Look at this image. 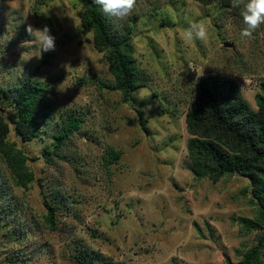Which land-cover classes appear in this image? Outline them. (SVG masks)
Listing matches in <instances>:
<instances>
[{
	"label": "rangeland",
	"instance_id": "374dc122",
	"mask_svg": "<svg viewBox=\"0 0 264 264\" xmlns=\"http://www.w3.org/2000/svg\"><path fill=\"white\" fill-rule=\"evenodd\" d=\"M234 4L137 0L130 17L114 19L131 25L132 57L146 79L124 100L92 34L80 32L77 0H0V88L27 79L44 86L54 111L49 128L68 112L82 118L64 159L49 166L41 156L52 150L48 126L22 141L13 107L0 101L5 142L33 175L26 188L18 186L0 157V264H74L85 253L124 264H236L252 251L264 264V222L250 182L194 177L186 148L185 114L198 78L235 81L256 110L264 23L242 36ZM193 22L207 26L206 41L184 39ZM44 25L56 47L37 57L27 28ZM44 202L55 208L52 223Z\"/></svg>",
	"mask_w": 264,
	"mask_h": 264
},
{
	"label": "trees",
	"instance_id": "16d2710c",
	"mask_svg": "<svg viewBox=\"0 0 264 264\" xmlns=\"http://www.w3.org/2000/svg\"><path fill=\"white\" fill-rule=\"evenodd\" d=\"M80 32L92 34V46L97 53L104 54L113 78V89L119 91L124 100L144 86L146 79L137 68L132 57L131 25L118 27L114 19L102 14L94 0H77ZM209 6L222 3L232 6L234 0H193ZM47 89L30 79L19 85L0 88V101L14 109L11 119L15 134L25 142L32 141L48 129L52 138V150H44V162L52 166L54 160H63V148L81 126L82 118L68 112L64 118L49 128L54 118L52 105L48 101ZM256 110L243 98L237 83L220 76L200 77L194 84V100L185 114L188 158L191 172L196 178H207L215 183L226 175L246 178L254 198L260 206V221L264 222V83L255 96ZM48 129L45 131L46 127ZM144 131L145 128L142 125ZM8 125L0 115V157L13 175L18 186L26 188L33 180L28 171L26 158L5 142ZM118 160L120 154H110ZM111 163V162H110ZM47 220L52 223L55 208L44 202ZM248 228L256 229L259 224L242 219ZM258 256L252 251L236 264H257ZM74 264H124L102 257L99 254H76ZM225 264H234L230 259Z\"/></svg>",
	"mask_w": 264,
	"mask_h": 264
},
{
	"label": "clouds",
	"instance_id": "9594fccd",
	"mask_svg": "<svg viewBox=\"0 0 264 264\" xmlns=\"http://www.w3.org/2000/svg\"><path fill=\"white\" fill-rule=\"evenodd\" d=\"M137 0H94L99 6L102 14L108 18L118 21L126 20L135 11ZM234 6L240 9L239 14L244 27L241 30L242 36H251L258 26L264 23V0H244L240 7V0H235ZM28 34L33 38V42L38 50V56L42 52L55 50L56 37L51 33L50 28L44 25L42 28H27ZM187 42L194 40L206 41L209 36L208 28L204 23L193 22L183 33ZM102 65L95 69L99 70Z\"/></svg>",
	"mask_w": 264,
	"mask_h": 264
}]
</instances>
